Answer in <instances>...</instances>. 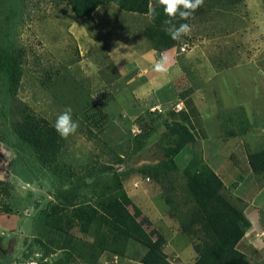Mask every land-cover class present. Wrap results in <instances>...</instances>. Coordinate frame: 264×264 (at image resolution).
<instances>
[{"label":"rangeland","instance_id":"obj_1","mask_svg":"<svg viewBox=\"0 0 264 264\" xmlns=\"http://www.w3.org/2000/svg\"><path fill=\"white\" fill-rule=\"evenodd\" d=\"M114 8L123 12L104 3L89 21L77 18L65 0H0V49L12 53L20 70L13 89L0 77V264H51L60 257L67 264H102L104 255L115 253L126 262L121 264L140 263L146 247L117 237L95 219L106 215L119 185L129 197L127 209L133 213V206L139 208L136 218L152 240L162 236L156 250L175 264H194L197 258L194 245L201 242L200 235L189 236L182 228L196 227L190 221L195 201L186 191L185 170L209 166L212 155L216 160L225 157L234 142L227 137L243 140L249 125L237 104L264 107V88L256 85L264 80L247 62V54L253 60L260 47H245L241 37L256 34V13H264V0H203L188 21V33L177 39L181 74L196 87L209 89L200 88L209 141L198 137L196 120L187 117L195 138L176 155V168L170 171L156 166L169 142L165 123L185 121L190 110L181 95L168 105L161 100L173 92L179 73L176 67L157 71V62L140 59L106 62L102 46L115 44L109 51L121 50L124 24L140 23ZM152 73L159 74L157 85L147 80ZM177 102L183 109L175 116L149 111ZM69 106L78 128L63 138L56 156L69 166L62 182L17 130L27 111L53 126ZM259 122L261 131L264 118ZM80 178L85 183L70 205L64 201L74 193L64 192L68 180ZM101 235L103 248L97 240Z\"/></svg>","mask_w":264,"mask_h":264},{"label":"trees","instance_id":"obj_2","mask_svg":"<svg viewBox=\"0 0 264 264\" xmlns=\"http://www.w3.org/2000/svg\"><path fill=\"white\" fill-rule=\"evenodd\" d=\"M65 1L68 2L77 18H84L89 21L93 19L94 10L103 3H113L125 11L147 14L150 21L143 29V36L149 41L151 47L161 52L177 45V39H172L165 31L169 27L165 23V20L169 18L164 13V6L160 4V0ZM228 1L229 3H235L240 0ZM150 8L156 10L157 15L154 19L149 15ZM197 10L187 19H181L177 16L172 20V23L176 24L177 27L182 23L188 24L189 19ZM19 75V66L16 65L12 53L7 49H0V77H4L9 85V89H13ZM163 113H170V115L175 116V112L170 109H167ZM184 117L185 121L172 118L171 121L165 123L166 131L164 136L169 138V142L164 145L161 152L162 156L156 163L157 168L160 170L170 171L175 169L176 163L174 158L195 138V135L187 124L188 116L185 115ZM243 118L245 125L248 126L247 119L245 116ZM17 134L35 150L39 158L49 166L53 174L58 176L62 182H65L66 174L63 173V169L69 168V166L65 164L61 165L56 160L58 152L63 147V138L59 136L54 127L42 118L27 111L24 113ZM141 145L142 143L139 144L137 150L142 148ZM247 160L255 175L264 173V148L249 152ZM154 170L156 174L158 170L155 168ZM185 174L188 180V189L186 191L191 194V199L195 201L190 221L195 223L196 227L190 228L184 224L182 228L187 235L199 234L201 238V242L194 245V250L197 252L194 264H251L244 254L236 249V244L243 236L249 222L242 213V210L226 197L223 192V183L219 176L209 166L204 164L202 166H194L191 170L186 168ZM68 183L70 187L64 192L73 191L74 193H71L70 197L64 196V201L72 205L70 200L74 198L75 192L85 182L80 178L68 180ZM0 184H2L1 181ZM118 187H120L119 191L106 207V215L96 217L95 219H101L99 223L114 229L117 237L132 238L146 247V251L140 258L141 263L170 264L165 255L154 248L155 245L161 244L162 236L158 235L155 240H152L142 227L141 222L136 218L140 214L139 208L133 206L134 212L130 213L126 207V204L130 202L129 197L120 185ZM79 210L81 209H75V211ZM87 213L88 211H84L83 217L90 220L91 218ZM97 240L101 248L106 245L103 235L100 238L97 237ZM51 264H67V261L60 257Z\"/></svg>","mask_w":264,"mask_h":264},{"label":"crops","instance_id":"obj_3","mask_svg":"<svg viewBox=\"0 0 264 264\" xmlns=\"http://www.w3.org/2000/svg\"><path fill=\"white\" fill-rule=\"evenodd\" d=\"M101 5H99L94 10V19L96 16V11ZM114 10L118 12L117 8H114ZM122 11L123 12L118 13L120 15L127 14L125 18L129 19H133L135 17L137 20L139 19L140 23H133L135 24L134 27L130 26L133 25L132 22L125 23L124 30H126L127 33L119 35V38L121 40L124 38L123 40L125 41L122 49L115 51L113 49L112 51H109V47L114 48V46L117 45L113 44L110 46L107 44V47L105 45L102 46V50L100 49L102 51L100 55L104 54L106 56V62L126 63L135 61L134 59H140V61L143 63H162L166 69L176 67V71L179 74L176 78H174L175 89L170 95L165 96V100H159H161V103L164 105H168V103L178 100V96L181 95V101L183 103L185 101L186 105H188V109L190 110V113L188 114L189 120L191 122L193 119L196 120V125L199 128V131L197 132L198 137L204 138V141H209L208 131L204 122V114L202 113L204 112L202 110V103L206 104L202 92H206L209 89L207 88V90H203L201 86L196 87L195 84L191 83L188 77L185 75L184 77L181 74V65L178 66L177 62L180 55L179 51H181L182 47H180L179 51L178 45L161 52L154 50L151 47L149 41L143 36V29L150 21L148 15L125 10ZM128 15L129 17H127ZM256 15L258 16L259 21L261 19L264 21V13H256ZM259 21L254 37L249 36L248 40L244 34L241 37L242 44L245 47H260L258 54L255 56V58L253 57V60H251L250 55L247 54V62L258 71L259 76L264 80V23H259ZM117 23L119 22L114 21L113 24ZM106 25L108 26L109 24ZM133 31H135V33H133ZM230 46L232 45L230 44ZM203 56L206 57V54L203 53ZM183 57L186 58L188 56L184 55ZM206 58L208 62H212V56L209 53L207 54ZM158 77L159 74L152 73L150 79L147 80L148 82H152L157 85ZM205 84L206 83H204V85ZM263 84L264 83L258 81L256 85L258 87L262 85V88H264ZM191 86H194L195 89ZM200 88L203 91H201ZM262 91L264 92V90ZM238 105L242 107L246 116L245 118L247 119L249 125V128L242 136L244 141L238 140L235 137H227L234 140V142L231 143L230 149L225 156L226 158L222 157L216 160L215 156L212 155V157L209 158V166L221 179L223 183V192L227 198H229L237 207L242 210V213L249 222V225L246 228L243 236L236 244V249L242 252L251 264H264V173L255 175L251 170L247 160V149L249 152H254L264 148V135L262 134L264 128L260 129L261 131L258 129L260 126L259 120L264 118L262 115L264 113V107L262 106V108H260L261 105L258 104L253 105V108L249 109L250 105L247 107L245 103L237 104V106ZM249 111L253 113H250ZM221 137H223L222 131ZM222 140L224 141L225 138H222ZM110 258L111 255H104L103 261L109 260ZM194 260L195 259L192 261ZM121 263L126 262H122L120 258L118 259L117 264Z\"/></svg>","mask_w":264,"mask_h":264},{"label":"clouds","instance_id":"obj_4","mask_svg":"<svg viewBox=\"0 0 264 264\" xmlns=\"http://www.w3.org/2000/svg\"><path fill=\"white\" fill-rule=\"evenodd\" d=\"M202 3L203 0H160V4L164 6L163 11L169 18L165 20V23L169 25L165 31L172 39H179L182 34H187L190 28L187 23H182L177 27L176 24L172 23V20L177 16L181 19H187ZM149 15L154 19L157 15L156 10L150 8ZM155 69L161 72L167 71L162 63H157ZM53 127L62 138H67L69 135L76 132L78 122L73 119L72 108L70 106L66 107V109L57 116Z\"/></svg>","mask_w":264,"mask_h":264},{"label":"built area","instance_id":"obj_5","mask_svg":"<svg viewBox=\"0 0 264 264\" xmlns=\"http://www.w3.org/2000/svg\"><path fill=\"white\" fill-rule=\"evenodd\" d=\"M167 109H170V110H173L174 112L176 111H179V110H182L183 109V105H182V103L181 102H177V103H175V104H172V105H169V106H167L166 108H162L161 109V107L159 108V107H154V108H150V110L149 111H153V112H155V110L158 112V113H162V112H165ZM137 184L135 183V186H136ZM167 259V258H166ZM168 260V259H167ZM169 261V260H168ZM117 262H118V255H116V254H111V258L109 259V260H105V261H103V263L102 264H117ZM169 263L170 264H175L174 262H171V261H169ZM136 264H143V263H136Z\"/></svg>","mask_w":264,"mask_h":264}]
</instances>
